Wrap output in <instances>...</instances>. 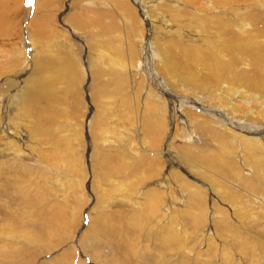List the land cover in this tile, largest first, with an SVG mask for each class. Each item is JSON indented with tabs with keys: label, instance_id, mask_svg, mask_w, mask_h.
Returning a JSON list of instances; mask_svg holds the SVG:
<instances>
[{
	"label": "rangeland",
	"instance_id": "rangeland-1",
	"mask_svg": "<svg viewBox=\"0 0 264 264\" xmlns=\"http://www.w3.org/2000/svg\"><path fill=\"white\" fill-rule=\"evenodd\" d=\"M144 1L0 0V80L4 72L20 73L29 107L23 125L18 112H9L16 146H0V264H264V180H248L249 165L219 156L208 140L199 159L186 157L183 148L196 151L203 140L171 138L168 120L154 145L153 120L164 122L147 115L142 87L151 71L154 89L171 81L177 93L172 78L183 79L207 97L220 69L221 86L249 90L257 83L264 101V0H193L225 10H193L200 20L215 19L213 31L155 42L147 12L168 16L170 5L185 19L192 13L177 0ZM167 42L178 48L168 58L162 49V80L152 60ZM184 51L200 62L190 68ZM217 60L225 67L212 69ZM52 61L57 69L60 62L71 66L73 78L63 81ZM6 114L0 136L9 127ZM243 181L258 190L249 197L257 203L252 208L238 205Z\"/></svg>",
	"mask_w": 264,
	"mask_h": 264
},
{
	"label": "bare ground",
	"instance_id": "bare-ground-1",
	"mask_svg": "<svg viewBox=\"0 0 264 264\" xmlns=\"http://www.w3.org/2000/svg\"><path fill=\"white\" fill-rule=\"evenodd\" d=\"M150 2H151V0H150ZM216 2H217V0H216ZM89 3H91V2H89ZM92 4H93V1H92ZM177 4H178V6L181 5L182 7L184 6L182 4H185L188 7V9L191 11L192 14L188 15V19H185L184 16L178 12L179 7H174V6L172 7L170 5L165 6L171 12V15H168V16H162V15H158L156 13L149 14L147 12V15H148L150 22H151V25H152L151 34H152V37L154 36L153 41H154V38L157 39L158 37H165L167 35L168 36L169 35L175 36V37H178V36L183 37V36L188 35V31H192V35L195 34L194 32H198V33L202 32L203 33L204 31H207V33H210L213 31L214 27L216 26L215 25V19L213 17H210L207 19H201L200 20L197 18V15L196 16L193 15V10L196 11L197 14L205 12V11L206 12L204 14H210V13L216 14L217 10H218V12L225 11V10L217 9V7L213 6L212 1H208L206 3L198 4L196 1L194 2L193 0H177ZM161 6H163V8H164L163 4ZM181 12H182V10H181ZM186 16H187V13H186ZM242 20H246V18L241 19V21ZM179 23H180V26H182V32L179 31V27L176 26ZM153 24H157V26H155V25L153 26ZM192 24H195L199 28V30L194 29L192 27ZM221 28H222V31L224 32L228 27L227 28L225 27L226 28L225 29L222 26ZM244 28H245L244 24H240V30L244 29ZM164 30H166V33H164ZM246 31H247V28H246ZM237 33H239V32H237ZM241 33H243V32H241ZM243 34H245V33H243ZM200 36H205V35H200ZM233 36H235V35H233ZM217 37H219V36H217ZM238 37H239V34H238ZM240 37H242V36H240ZM185 39H186V37H184L183 40L185 41ZM237 39H239V38H237ZM218 40H220V38ZM241 40H239V41H241ZM28 41H30V43H31L30 38H28ZM198 41H201V40L198 38ZM219 42L221 44H223L225 46V49L227 50V47L224 44L223 40H220ZM226 42H228V41H226ZM232 42L227 43V45L231 44ZM237 43L239 44V42H237ZM151 44H152V42H151ZM159 44L157 46H159ZM221 44L219 45L218 51L219 50L225 51L224 47ZM153 45L154 44H152V46ZM158 48L159 49H155V50H157V51L159 50L158 52H159L160 56L155 55V57H156V59L158 58L157 60H159V61H157L156 59L152 60V61H154V65H152V67L156 66L157 69H155V67H154V70H158L160 72L159 76L162 79V77H163L162 68H164L166 65H168L162 56L164 53L162 49H165L166 55L168 58L169 55L173 56L172 49L173 48L176 49L178 47L167 42V43L160 44V47H158ZM157 51H156V53H157ZM184 52L186 54L185 64L188 65L190 68L193 67L194 65H196L198 62H200V58L195 54L194 51H191L194 54H190L187 51H184ZM18 54H19V52H15L12 55L11 60H13L14 57H16ZM23 55L24 54H20L21 60L25 56V55L24 56ZM39 62H41V61L38 60L36 63H39ZM47 63L50 64V69L55 70L57 72V74L60 75V77L62 78L63 81H66V79L68 80L70 78H73L72 73H71V70H72L71 66H67L63 62H60L59 65L62 68L57 69V68H54V65H56L58 62L54 63L52 61L51 63H49V62H47ZM261 63H262V61H261ZM10 64L11 63H9V65ZM227 64H229V63H227ZM6 65H8V64H6ZM68 65H69V63H68ZM216 65H218V68H221L222 65H224V67H225L226 61L225 60H223V61L217 60L216 62H214L212 64L211 68L212 69L216 68ZM12 67H13V65H12ZM124 68H126V66H124ZM211 68L209 70H211ZM4 69H5V67H4ZM8 69H9V67H8ZM143 70H147L146 67L145 68L143 67ZM158 71L156 73H158ZM218 71L216 74L214 73L215 75L212 74V76H210V73H209L210 77L214 76L213 78H214L215 82L218 83V85L212 86L207 91H205V93H207V97L199 96L198 91H196L198 89L199 85L196 81H195L196 85H194L193 82H185L183 79H181L178 82L176 79L172 78V82L177 83V88H178L177 93L185 94L186 97H182V98L177 97V95H176L177 93H175L174 90L172 89L171 81H170V84L168 83L165 86L166 89L161 88V90H159V87H156L154 89L153 81H152V77H151V73H150L151 71L148 74L145 73L148 76V78L150 79V81H148V83H146V84H145L146 81L143 82L145 85L142 83L143 84L142 87H144V91H145V101L143 104L144 110L147 112V115L150 117V119L153 120L154 118H157V115H160L163 118L162 121L164 122V123H158L155 120H153V122H154L153 124H155V126H156V128H155L156 132L155 133L151 132L152 142L154 143V145H156V144H158L157 140L158 139L161 140V138H158L157 135L160 133L163 134V131H164L163 128L165 127L166 121L168 120L169 124L172 125L171 138H176L177 135H182V137L187 138L189 140H190V138H193L194 136L203 140L202 144L198 148H195V149H197L196 150L197 153H196V151H191V150L186 149L184 147L183 153L185 154L186 157H191V158L195 157L196 159H199L200 158V155H198V154H200L199 148H203L205 146V145H203L205 143V140H208L209 143L214 145V147L219 151V154H218L219 156L221 155V157H231L233 155L234 158L239 157L240 161H244L245 163H247L249 165V169L251 171V173L249 172L250 176H249L248 180H253V182L254 181L256 182V180H259L260 178H262L264 180V135L258 134V133H264V101H263L262 97L259 98V93H261V91L257 87L258 86L257 83L255 84V88L253 86H249L250 83H246V85L248 84V86H249V90L253 91V93H255L257 95L248 94L249 90L246 89L247 87L245 88V90H238V89H236V86H235V88L233 86V88H234L233 89L230 86L224 84L225 82L222 83V86H221L220 84L222 81L220 80L221 82H218L219 80L217 79L219 76ZM262 71H264V67L262 68ZM189 73H190V71H189ZM6 74L7 73L4 72L3 75L6 76V78L2 77L4 79L0 80V116L3 113H8V114H6L7 115V122H5V123H7L9 127H7L5 129L7 131L4 132V134L2 132V130L4 128L1 129V133L3 134V136L2 135L0 136V143H1L0 146H1V148H4V149L8 148L10 150L11 146H16V144L14 143V138L10 137L11 131H14V130L16 131V129L14 128L15 125L13 124V122H9V119L12 116L11 113L14 114V113L18 112L17 120L20 119V122L18 121V123L23 125V122L25 120V116H28L27 113L29 112V107H28V104H23L26 97L24 98L25 94H23L25 90L21 91L22 89H21V87H19L20 83H18V81H19L18 79H19L20 73H18V74L13 73V77L16 79L11 78L10 76H7ZM191 76L193 78V75H191ZM247 76H249V75H247ZM164 80H166V79H164ZM247 80H248V77H247ZM249 80L252 81L251 78ZM255 81H253V82H255ZM22 86H23V84H22ZM140 89H141V86H140ZM180 98H181V100H179ZM26 100H27V98H26ZM15 104H19V106L15 107ZM178 107L180 110V114H178V111H177ZM2 108H6L7 110L1 111ZM142 108H143V106H142ZM195 108H196V110H194ZM9 112H10L11 116H9ZM167 114H168V116H167ZM4 120H6V119L4 118ZM195 121L199 122V123L201 122V124H197L198 127L193 128V130L192 129L188 130V124H193V123H195ZM11 123L14 126H12ZM1 125H2V123H1ZM252 125L254 128L252 127ZM159 126H162V127H159ZM1 127H3V126H1ZM215 127L218 129L217 131H215L213 129ZM159 129H160V131H159ZM212 131L215 135H217L216 139L212 138ZM245 131H252L251 135L250 134L246 135ZM187 132H189V133H187ZM12 136H14V135L12 134ZM162 137L164 139L165 135ZM15 138H17V137H15ZM151 144L152 143H150V145ZM154 145H152V146H154ZM238 147L241 150H240V154L237 155V153H234L233 151L235 148L238 149ZM241 151H243V152L241 153ZM255 151L261 152V156L258 159L254 158ZM167 174L170 177L171 173L170 174L167 173ZM158 179L159 178H157V180ZM158 182L159 181H157V183ZM167 183L169 184V182H167ZM14 187H17V186L14 185ZM255 187L256 186H253V183L249 184L248 181L241 182L240 188L245 193V196L244 195L242 196L241 201L238 203V205H242L244 207L247 206L248 208L249 207L252 208L253 206H255L257 204L256 202H251L253 200L249 199V197L254 198L253 193L258 191L257 189H255ZM262 201H264V199Z\"/></svg>",
	"mask_w": 264,
	"mask_h": 264
},
{
	"label": "snow or ice",
	"instance_id": "snow-or-ice-1",
	"mask_svg": "<svg viewBox=\"0 0 264 264\" xmlns=\"http://www.w3.org/2000/svg\"><path fill=\"white\" fill-rule=\"evenodd\" d=\"M27 3L30 6L33 3V0H27Z\"/></svg>",
	"mask_w": 264,
	"mask_h": 264
}]
</instances>
